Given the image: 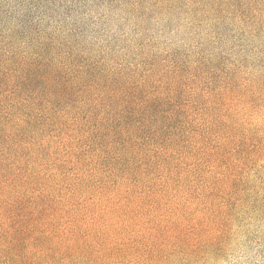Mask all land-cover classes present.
<instances>
[{"label": "rangeland", "instance_id": "obj_1", "mask_svg": "<svg viewBox=\"0 0 264 264\" xmlns=\"http://www.w3.org/2000/svg\"><path fill=\"white\" fill-rule=\"evenodd\" d=\"M0 115V264H264V0H0Z\"/></svg>", "mask_w": 264, "mask_h": 264}, {"label": "trees", "instance_id": "obj_2", "mask_svg": "<svg viewBox=\"0 0 264 264\" xmlns=\"http://www.w3.org/2000/svg\"><path fill=\"white\" fill-rule=\"evenodd\" d=\"M8 114H9V112H7ZM0 116H2V117H0V119L1 118H4V119H8V118H10V115H0Z\"/></svg>", "mask_w": 264, "mask_h": 264}, {"label": "clouds", "instance_id": "obj_3", "mask_svg": "<svg viewBox=\"0 0 264 264\" xmlns=\"http://www.w3.org/2000/svg\"><path fill=\"white\" fill-rule=\"evenodd\" d=\"M225 264H231V261H227V262H225Z\"/></svg>", "mask_w": 264, "mask_h": 264}]
</instances>
